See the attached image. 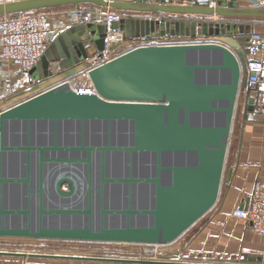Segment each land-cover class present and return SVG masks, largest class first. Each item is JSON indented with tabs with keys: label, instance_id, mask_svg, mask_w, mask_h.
I'll use <instances>...</instances> for the list:
<instances>
[{
	"label": "water",
	"instance_id": "obj_1",
	"mask_svg": "<svg viewBox=\"0 0 264 264\" xmlns=\"http://www.w3.org/2000/svg\"><path fill=\"white\" fill-rule=\"evenodd\" d=\"M144 0H1L0 15L84 3L151 11ZM237 0L155 9L257 15ZM228 6V7H227ZM135 34L232 33L248 45L251 26H196L129 17ZM114 26L123 29L120 22ZM139 27V30H138ZM105 26L64 30L37 67L66 72L104 47ZM39 75V74H38ZM40 76V75H39ZM96 93L62 82L0 111V236L171 243L217 201L242 67L218 41L140 45L89 71ZM249 108L255 97L249 96ZM67 187H64V185ZM0 254L154 264L188 262L0 249Z\"/></svg>",
	"mask_w": 264,
	"mask_h": 264
},
{
	"label": "crops",
	"instance_id": "obj_2",
	"mask_svg": "<svg viewBox=\"0 0 264 264\" xmlns=\"http://www.w3.org/2000/svg\"><path fill=\"white\" fill-rule=\"evenodd\" d=\"M196 2L198 4H210V0H197ZM236 6L244 9L257 8L259 12L257 15H237L234 17L246 20V22H242L239 26L250 25L251 30L264 32V0H237ZM66 8V6L50 8L51 17L49 19L53 28V39L50 44L54 42L57 36H59L64 30L79 24L72 19L71 14ZM139 13L140 12H137L135 14ZM89 23L102 25V21L98 17ZM120 24L123 25L125 33L126 27L129 29V33L134 32V30L136 32L137 27L133 28L130 21L128 24L121 23L120 21ZM233 26L234 24H232V27ZM234 34L235 32L223 33L222 31L219 33L216 31L208 33L209 36L215 38L218 42L226 44L236 51L235 53L237 54L240 62L244 63L242 70L244 76L243 80L245 82L248 77V68L246 65L248 52L243 40ZM126 41L127 42H124L123 45L130 46V39L127 38ZM88 46V53L92 54L96 50L95 47H93V43L91 41L88 42ZM37 65L38 62L29 71L17 68L15 65L7 62L3 58L0 46V107L3 105V101L6 102V100L10 98H6L11 95V93H6L9 87L14 86L18 91L27 85L28 73L32 75L39 74L40 76L43 74L44 69H39ZM247 90L248 89L244 83L243 100L238 108L236 106V111L234 112L233 124L225 159V189L223 194L221 197L218 196L215 204L206 213H204L185 230L184 234L186 233L188 237L186 239L187 242L185 246L181 249L183 250L182 253H184L183 256H179V253H181L179 252L180 249L175 248L177 250H174V254L177 256L175 255L176 257L174 256V258L169 260L211 263L264 264V236L255 232L245 220L238 218L233 214V208L235 206L242 205L249 199L255 183L258 180L264 181V92H249L248 95ZM239 94L240 92H238V97ZM17 95V93H14L11 97ZM250 95L255 97L252 109L249 108L248 98ZM235 122L236 124H234ZM179 244H181V241ZM176 247H178V245H176ZM0 249L26 252H55L77 255H103L97 251L94 252L91 249L89 251H76L73 249L31 250L25 248L12 249L8 247H0ZM0 264L154 263L0 254Z\"/></svg>",
	"mask_w": 264,
	"mask_h": 264
},
{
	"label": "built area",
	"instance_id": "obj_3",
	"mask_svg": "<svg viewBox=\"0 0 264 264\" xmlns=\"http://www.w3.org/2000/svg\"><path fill=\"white\" fill-rule=\"evenodd\" d=\"M132 1L139 2L140 0ZM196 1L197 0H144V4H148L152 7L151 11L122 10L90 3L67 5V11L77 23L86 24L97 17L100 18L102 24L105 26L104 47L101 50H95L92 54H89L85 60L75 65L78 69L74 73L69 74L65 72L67 68H65L60 61L50 62L49 68L51 73L49 75L42 77L28 73V83L24 88L17 91L14 86L9 87L6 93H11V95L6 98H10L7 99L6 102L3 101L0 111L66 81L79 93H96V88L89 76L90 69L107 62L136 46L214 41L211 39V36L202 32H195V34H161L159 32H154L149 34H135L127 37L130 39L131 44L130 46L123 45L124 42H127L125 31L119 26H114V23L120 22L125 18L149 17L169 22H194L198 27H202L204 24L209 23L228 25L246 22V20H242L239 17L220 15L216 12L209 14L203 12L153 8L156 4L184 7L200 5ZM207 5L216 7L217 0H210V4ZM50 8L0 15L1 53L7 62L12 63L19 69L29 71L40 60L41 56L45 53L47 46L53 39V28L49 19L51 17ZM137 12L140 13L135 14ZM244 34H246V32L237 31L234 35L242 36ZM246 49L248 52L246 59L248 77L244 83L248 89V95L249 92H264V32L251 30ZM242 80L243 70L241 81ZM14 93H17L18 97H11ZM233 214L236 217L245 220L255 232L264 236V181L258 180L255 183L249 199L242 205L235 206L233 208ZM95 242H100L102 244L110 243L108 241ZM129 243L137 245L150 244L154 247V256L150 257V259H165L160 256L161 253H164L160 244L165 243ZM142 249L145 250L144 248H141V252H143ZM92 251L95 252V250ZM144 253H146V251H144ZM134 258L145 257L142 255Z\"/></svg>",
	"mask_w": 264,
	"mask_h": 264
},
{
	"label": "rangeland",
	"instance_id": "obj_4",
	"mask_svg": "<svg viewBox=\"0 0 264 264\" xmlns=\"http://www.w3.org/2000/svg\"><path fill=\"white\" fill-rule=\"evenodd\" d=\"M1 1V0H0ZM229 26L232 28V24H229ZM236 32V31H233ZM214 41L215 38H211ZM232 48V47H231ZM236 52V51H234ZM243 62H241V67H243ZM244 77V76H243ZM239 87V97L236 102L237 108L239 107L240 103L243 100V89H244V80L240 82ZM235 106V111H236ZM236 118V117H235ZM236 121V119H235ZM237 122V121H236ZM236 122L234 124H236ZM230 139V138H229ZM224 177H225V168L223 173V182H221L220 190H219V196L221 197L224 191ZM64 187H67L65 184ZM219 197V199H220ZM184 234V233H183ZM181 235L179 238H177L175 241L171 243L166 244H160V247H162L164 253H161L162 258L171 259L174 258L176 254L174 250L180 249L179 256H183L184 253L183 250H181L186 242H187V234ZM67 239H44V238H29V237H13V236H0V247H8L12 249H56V250H65V249H73L76 251H89L95 250L98 251V253H101L103 255H109V256H121V257H140L144 255L145 258L153 257L154 254V247L150 244H141L137 245L134 243L129 242H110L107 244H102L100 242L95 241H86V240H67ZM181 241V244L179 242ZM178 245V247H176ZM141 248H144L143 252H141ZM177 248V249H175ZM85 249V250H83ZM146 251V253H144ZM177 256V255H176ZM175 256V257H176Z\"/></svg>",
	"mask_w": 264,
	"mask_h": 264
}]
</instances>
